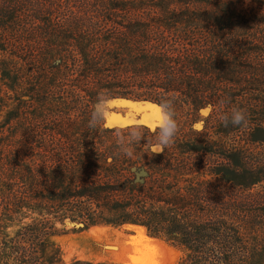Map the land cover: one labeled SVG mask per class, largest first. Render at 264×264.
<instances>
[{"label": "trees", "instance_id": "1", "mask_svg": "<svg viewBox=\"0 0 264 264\" xmlns=\"http://www.w3.org/2000/svg\"><path fill=\"white\" fill-rule=\"evenodd\" d=\"M101 93L174 97V143L161 152L142 125L119 154L132 125L88 128ZM232 106L246 126L217 120ZM0 210L37 214L0 264H64L40 248L48 215L140 226L184 251L177 264H264V0H0Z\"/></svg>", "mask_w": 264, "mask_h": 264}, {"label": "rangeland", "instance_id": "2", "mask_svg": "<svg viewBox=\"0 0 264 264\" xmlns=\"http://www.w3.org/2000/svg\"><path fill=\"white\" fill-rule=\"evenodd\" d=\"M112 100L129 103L110 105L112 111L109 114H117L120 118L112 121L111 127L140 124L145 125L150 130L153 129L154 126L150 127L148 123L139 122L142 113L137 111L136 108L131 107L130 104L140 105L144 103L155 105V103L126 98H113ZM58 110L60 111V105ZM210 110V108H206L201 111L200 120L195 123V128L201 129L203 127V121L208 117ZM144 111H147V109ZM125 120L133 122L127 123ZM109 123L108 116L106 125ZM150 123H153V121H150ZM205 124H209V122H205ZM210 134L214 139L212 143L213 149L217 150L221 146V133L217 131ZM259 135L260 133H251L249 138L252 140ZM230 140L232 139L230 138ZM0 214V241L5 239L2 245L8 244L9 238L19 241L17 235L19 225L29 223L33 217L37 216V214L33 213V215L26 216L17 221L13 220L12 217L2 220L3 215L1 210ZM51 216L48 215L50 221L46 228L48 229L49 225L51 226L48 229L49 234L42 237L40 248L45 257L49 256V254H55L64 264H69L73 259L119 264H177L184 255L183 250L170 245L162 239L151 237L140 226H91L89 228H80L77 225L74 226L68 219L60 222ZM1 262H4V258ZM6 262L12 264V259H6Z\"/></svg>", "mask_w": 264, "mask_h": 264}, {"label": "clouds", "instance_id": "3", "mask_svg": "<svg viewBox=\"0 0 264 264\" xmlns=\"http://www.w3.org/2000/svg\"><path fill=\"white\" fill-rule=\"evenodd\" d=\"M112 97L106 93L97 96L92 106L88 119V128L96 131L101 126L107 124L108 114L112 111L109 101ZM227 98L220 101L221 104H227ZM156 112L153 117L154 127L152 129L155 137V143L161 149L171 146L175 141L178 131V121L176 118L175 99L172 96H161L155 104ZM217 120L224 126H246L248 121L247 111L239 106H232L227 112L218 111ZM142 125H132L127 129H121L117 132L115 143L119 154L131 157L135 146L144 140Z\"/></svg>", "mask_w": 264, "mask_h": 264}, {"label": "snow or ice", "instance_id": "4", "mask_svg": "<svg viewBox=\"0 0 264 264\" xmlns=\"http://www.w3.org/2000/svg\"><path fill=\"white\" fill-rule=\"evenodd\" d=\"M116 103H129V102L119 101V100L109 101L110 105L116 104ZM130 106L136 108L137 111H140L142 113L141 119L139 121L140 123H148L150 127L154 126V124L150 123V121H153V117L156 112L155 105L141 103L140 105L130 104ZM145 109H147V111H144ZM108 116H109L110 123L106 126H109V127L112 126V123H111L112 121L120 119L117 114H108ZM125 122L131 123L133 121L125 120Z\"/></svg>", "mask_w": 264, "mask_h": 264}, {"label": "bare ground", "instance_id": "5", "mask_svg": "<svg viewBox=\"0 0 264 264\" xmlns=\"http://www.w3.org/2000/svg\"><path fill=\"white\" fill-rule=\"evenodd\" d=\"M136 228H137V227H136ZM139 228H140V227H139ZM139 228H138V229H139Z\"/></svg>", "mask_w": 264, "mask_h": 264}]
</instances>
